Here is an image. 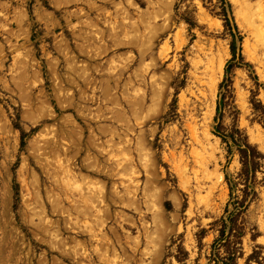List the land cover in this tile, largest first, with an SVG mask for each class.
Masks as SVG:
<instances>
[{"label": "rangeland", "instance_id": "1", "mask_svg": "<svg viewBox=\"0 0 264 264\" xmlns=\"http://www.w3.org/2000/svg\"><path fill=\"white\" fill-rule=\"evenodd\" d=\"M263 22L264 0H0V264H264ZM215 127L262 155L254 197ZM225 173L247 207L214 243Z\"/></svg>", "mask_w": 264, "mask_h": 264}, {"label": "trees", "instance_id": "2", "mask_svg": "<svg viewBox=\"0 0 264 264\" xmlns=\"http://www.w3.org/2000/svg\"><path fill=\"white\" fill-rule=\"evenodd\" d=\"M226 4L228 6V2L226 1ZM223 19H224V27L227 29L228 34L230 36V42H229V51H230V59L226 63V67L224 69V79L220 83V87H227L228 86V70L235 64L236 58L242 59V55L240 53V47H239V40L241 39V36L238 32L236 24L232 21L230 17L227 16L226 13H223ZM256 108V106H255ZM264 110V107H263ZM216 112H219V103L216 107ZM218 117H215V120H217ZM264 126V122H262ZM33 131V130H32ZM214 133L220 137V139L225 143L227 153H231L232 149L235 148L240 157L241 162V170L238 174V178L242 179L244 181V185L246 187L245 195L249 196L251 195L254 197L256 195L253 182H254V176L256 171L259 168V159L262 157V155L257 151V149L249 144L247 140L242 136L238 128H235L234 130L228 132V133H222L218 130V127H215ZM21 136V146L24 145V137H26V133L24 131H20ZM224 179L226 181V184L228 186L229 190V197L230 200L233 199V189L237 185L234 179L231 175L228 173H225ZM249 190V191H248ZM245 201V200H244ZM238 201L237 197L234 196V199L232 200V209L229 208V201L226 203L224 208V214L220 218L221 222V228L219 230V237L214 241V243H221V241L225 237V228H229L231 223L233 222V218L238 215V213H241L243 210L246 209L247 205L245 202ZM212 248H214V244L212 245ZM214 254H212L213 256ZM229 261H227V264H234V254L232 253L228 257ZM215 263L218 262V256H216L215 259H213ZM225 264V263H224Z\"/></svg>", "mask_w": 264, "mask_h": 264}, {"label": "bare ground", "instance_id": "3", "mask_svg": "<svg viewBox=\"0 0 264 264\" xmlns=\"http://www.w3.org/2000/svg\"><path fill=\"white\" fill-rule=\"evenodd\" d=\"M245 3V2H244ZM249 3V2H248ZM248 5V4H247ZM248 7V6H247ZM249 8V7H248ZM252 14H253V12H252ZM244 15V14H243ZM243 15H242V17H243ZM245 16V15H244ZM247 16V15H246ZM245 16V17H246ZM263 24H264V22H263ZM259 28V27H258ZM258 28H256V30L258 29ZM259 30V29H258ZM257 30V31H258ZM259 34V33H258ZM219 64V63H218ZM219 67H220V70H222L223 69V61L220 63V65H219ZM216 80V79H215ZM211 86H212V88L213 89H215V86H216V82L214 81L212 84H211ZM212 92V91H211ZM213 93H214V91H213ZM214 95V94H213ZM210 111V110H209ZM255 139V138H254ZM257 139V138H256ZM258 140V139H257ZM192 152H194V151H192ZM180 153V152H179ZM179 159V158H178ZM182 159V158H181ZM186 166V165H185ZM198 166V165H197ZM186 172V171H185ZM212 173V172H211ZM181 174V173H180ZM184 174V173H183ZM179 175V174H178ZM216 175V174H215ZM185 176V175H184ZM181 177V176H180ZM186 177V176H185ZM188 177V176H187ZM222 177V176H221ZM182 178V177H181ZM184 180H185V178H184ZM94 189V188H93ZM198 189V188H197ZM222 194V193H221ZM209 196V195H208Z\"/></svg>", "mask_w": 264, "mask_h": 264}]
</instances>
